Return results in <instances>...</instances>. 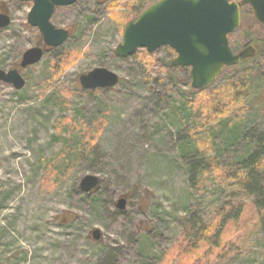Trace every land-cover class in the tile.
Here are the masks:
<instances>
[{"label":"rangeland","instance_id":"1","mask_svg":"<svg viewBox=\"0 0 264 264\" xmlns=\"http://www.w3.org/2000/svg\"><path fill=\"white\" fill-rule=\"evenodd\" d=\"M110 1L79 0L57 9L50 22L69 31L66 42L20 71L22 89L0 82V264H180L182 233L208 223L228 203L240 155L264 133V56L224 69L203 91L213 95L229 81L249 78L242 108H232L228 125L215 130L205 125L207 116L193 118L189 69L172 67L175 55L165 47L148 57L142 49L125 60L113 55L124 26L109 17ZM30 8L0 0V13L10 18L0 30L2 71L15 63L18 69L22 54L40 43L26 22ZM241 9L240 27L228 36L235 53L264 41V26L248 6ZM97 68L115 73L119 83L83 90L79 76ZM68 132L91 143L68 172L51 177L46 163L60 153ZM195 145L215 167L202 173L190 166ZM87 175L100 181L92 194L78 187ZM256 220L247 205L225 235L228 258L208 264H264V227ZM93 230L100 231L98 241Z\"/></svg>","mask_w":264,"mask_h":264},{"label":"water","instance_id":"2","mask_svg":"<svg viewBox=\"0 0 264 264\" xmlns=\"http://www.w3.org/2000/svg\"><path fill=\"white\" fill-rule=\"evenodd\" d=\"M31 3L27 14V24L38 30L40 43L26 50L19 61L18 69L0 70V82L23 88L25 81L20 71L38 64L45 48H58L69 37L65 29L55 28L50 20L57 8L72 6L79 0H19ZM248 6L255 20L264 26V0H158L148 5L135 21L125 24L120 44L114 49L117 59L125 60L137 50H145L149 55L161 47H169L175 53L173 67L188 68L190 88L199 91L212 84L224 68L237 66L240 61L256 55L252 46L233 54L228 44V36L241 24V8ZM10 24L6 12L0 13V30ZM83 90L114 88L118 76L104 68L94 69L78 78ZM99 178L84 176L79 182L83 194H92L99 187ZM126 199L117 202L123 210ZM93 240L98 241L100 231L91 232Z\"/></svg>","mask_w":264,"mask_h":264},{"label":"trees","instance_id":"3","mask_svg":"<svg viewBox=\"0 0 264 264\" xmlns=\"http://www.w3.org/2000/svg\"><path fill=\"white\" fill-rule=\"evenodd\" d=\"M230 2H233V0H230ZM150 3H152V0H111L106 6V10L109 17L118 23L120 27H123L127 22L135 20ZM248 45L253 46L256 50L254 58L264 56V41L249 42L245 46ZM230 48L235 52L232 47ZM165 49L168 54L174 55L170 48ZM51 50L54 49H47L45 53ZM143 54L146 57L149 56L146 52H143ZM61 62L63 63V60ZM243 62L241 61L239 64ZM169 64L172 66L171 62ZM16 65L17 63L13 64V68L17 67ZM59 68L61 69V65ZM209 86L199 91L190 88V91H194L196 97L189 102V110L196 121H199L201 115H205L207 116L203 117L205 125L209 121L216 126L217 129L215 130L222 131L228 125L227 118L230 116L228 115L230 110L232 108H242L248 98L250 92L249 78L244 76L241 79L229 81L223 90L213 95L203 92ZM95 133L97 134V131ZM240 136L241 139L247 140L245 131H241ZM254 141L253 147L247 148L240 155V159L236 163L238 170L235 175L229 177L231 182L235 183L236 188L233 190V196L228 203L219 208L208 223L201 226L193 223L182 233L186 248L179 253L181 256L180 264H182L183 259L187 261V264L221 263L225 261L230 253L225 235L230 224L240 222L247 205L251 206L255 212L257 225L261 228L264 227V133ZM65 142L60 153L53 160L46 163L48 171L46 174L51 177H60L59 175L68 172L77 160V156H80L84 144L86 142L91 143V140H86L79 134L73 135L68 132V138ZM192 149L194 150L190 154V166L195 171L203 173L204 171L201 168L206 169L207 167L216 166L212 160L200 156L198 145L193 146ZM48 175L47 177H49Z\"/></svg>","mask_w":264,"mask_h":264},{"label":"flooded vegetation","instance_id":"4","mask_svg":"<svg viewBox=\"0 0 264 264\" xmlns=\"http://www.w3.org/2000/svg\"><path fill=\"white\" fill-rule=\"evenodd\" d=\"M30 4H31V3H30ZM31 6H32V4H31ZM57 9H59V8H57ZM57 9H56V10H57ZM56 10H55V11H56ZM55 11H54V13H55ZM53 15H54V14H53ZM68 32H69V31H68Z\"/></svg>","mask_w":264,"mask_h":264}]
</instances>
